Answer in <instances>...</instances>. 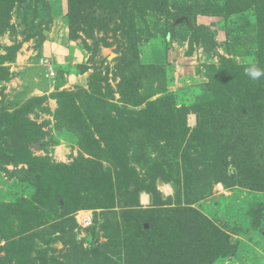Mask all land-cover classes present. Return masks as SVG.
<instances>
[{
	"label": "rangeland",
	"instance_id": "1",
	"mask_svg": "<svg viewBox=\"0 0 264 264\" xmlns=\"http://www.w3.org/2000/svg\"><path fill=\"white\" fill-rule=\"evenodd\" d=\"M250 68L264 73V0H0V264H136L158 249L151 220L186 234L175 210L228 236L213 264H264V75ZM248 109L249 127L225 132ZM198 113L220 141L201 143Z\"/></svg>",
	"mask_w": 264,
	"mask_h": 264
},
{
	"label": "trees",
	"instance_id": "2",
	"mask_svg": "<svg viewBox=\"0 0 264 264\" xmlns=\"http://www.w3.org/2000/svg\"><path fill=\"white\" fill-rule=\"evenodd\" d=\"M250 89H251L250 87H244L243 92L246 94H250L249 92ZM259 94H262V92L260 91ZM242 97L246 98L247 96H242ZM239 104H242V103L238 101L237 109H238V106H240ZM243 105L248 106L247 103H244ZM256 107L258 108V106ZM224 109H226L227 111L228 109L229 111L231 110L230 97H228V99L226 100V106L224 107ZM240 111L243 112V110H240ZM252 111H253L252 109L245 110L243 112L244 117H242V119L240 120L237 119V124L226 126L225 132L231 131L235 127H237L238 129H242V130L249 127L250 120L254 118L253 116H256V114H254ZM226 120H229V119L226 118ZM197 130H198V136L202 144L205 143V145H208L210 142L212 143L215 140V138H218L219 141L221 139L220 137L217 136L218 132L222 131V128H220V120H212L209 114L198 113ZM217 130L219 131L217 132ZM114 151H115V154H118L116 150ZM57 168H59V166ZM71 172H72L71 169H69L67 173L71 174ZM219 173L220 171L215 170V176L219 175ZM55 200L59 204L60 202H62L63 207H65L66 204L68 205L70 202L72 204V201H73V199L69 200V197L64 196L62 193L60 194L56 193ZM103 206L104 207L108 206V202L105 203V205ZM69 207H70V204H69ZM176 207L178 208L179 205H176ZM107 208H110V207H107ZM175 212L176 214L172 218H170L168 221L170 222L171 225H176L178 231L184 228L183 221L184 220L185 222L188 221L189 225H186L185 229H183V231L186 230V234L178 233L176 235L175 234L170 235L172 230L168 229L169 228L168 226L164 227L162 223H159L155 219L151 220L149 222L148 231H146V234L148 235L146 236L151 237L154 235L155 240H156L155 244L158 246L157 247L158 249H154L153 247H151L153 251H147L146 255H144L143 252L135 254L136 264H178V263L182 264L187 261H190V259L195 260L196 264H213V262L217 258L231 256V254L233 253V248L224 246L225 239L227 240L228 236H226L224 232H222L218 227H216L215 225L209 227L207 225L206 227L202 226V227H197V228L190 230L189 226L192 224L191 222L193 221V218H194L193 215L195 213L193 212L192 215H188L186 217V215H184V212L186 211H181L179 213V210H175ZM93 221H94V218H93ZM200 225L202 224L200 223ZM195 234H196V238L194 239L193 237L195 236ZM183 238L186 239L185 244L181 242V239ZM206 239H209L211 242H209ZM214 240H216L214 242L216 244L212 245ZM206 241H208L207 244H206ZM162 250L163 251L167 250L168 255L166 257H164L161 254Z\"/></svg>",
	"mask_w": 264,
	"mask_h": 264
},
{
	"label": "built area",
	"instance_id": "3",
	"mask_svg": "<svg viewBox=\"0 0 264 264\" xmlns=\"http://www.w3.org/2000/svg\"><path fill=\"white\" fill-rule=\"evenodd\" d=\"M49 76L53 77L54 72L51 71ZM74 219L81 228H89L93 223V214L90 211H80L74 215Z\"/></svg>",
	"mask_w": 264,
	"mask_h": 264
},
{
	"label": "clouds",
	"instance_id": "4",
	"mask_svg": "<svg viewBox=\"0 0 264 264\" xmlns=\"http://www.w3.org/2000/svg\"><path fill=\"white\" fill-rule=\"evenodd\" d=\"M246 71H247V74L254 80L261 77V75H264V73H262L259 69H256V68H250V69H247Z\"/></svg>",
	"mask_w": 264,
	"mask_h": 264
}]
</instances>
